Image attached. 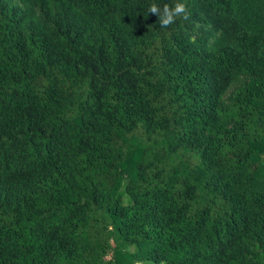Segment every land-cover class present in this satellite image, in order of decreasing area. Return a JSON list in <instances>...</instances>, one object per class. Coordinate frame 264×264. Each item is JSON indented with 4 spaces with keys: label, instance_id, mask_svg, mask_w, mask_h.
I'll use <instances>...</instances> for the list:
<instances>
[{
    "label": "trees",
    "instance_id": "16d2710c",
    "mask_svg": "<svg viewBox=\"0 0 264 264\" xmlns=\"http://www.w3.org/2000/svg\"><path fill=\"white\" fill-rule=\"evenodd\" d=\"M0 0V264H264V0Z\"/></svg>",
    "mask_w": 264,
    "mask_h": 264
},
{
    "label": "clouds",
    "instance_id": "9594fccd",
    "mask_svg": "<svg viewBox=\"0 0 264 264\" xmlns=\"http://www.w3.org/2000/svg\"><path fill=\"white\" fill-rule=\"evenodd\" d=\"M148 14L158 17L159 26L161 28H168L173 25L178 18L188 20L190 17L186 2H183V0H176L172 5L165 3L162 7L157 3H152L148 7Z\"/></svg>",
    "mask_w": 264,
    "mask_h": 264
}]
</instances>
